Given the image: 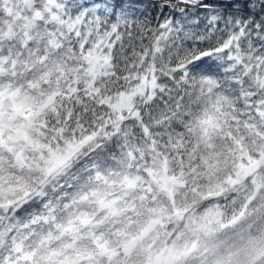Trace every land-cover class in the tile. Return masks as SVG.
Wrapping results in <instances>:
<instances>
[{
	"label": "snow or ice",
	"instance_id": "snow-or-ice-1",
	"mask_svg": "<svg viewBox=\"0 0 264 264\" xmlns=\"http://www.w3.org/2000/svg\"><path fill=\"white\" fill-rule=\"evenodd\" d=\"M0 264H264V0H0Z\"/></svg>",
	"mask_w": 264,
	"mask_h": 264
}]
</instances>
